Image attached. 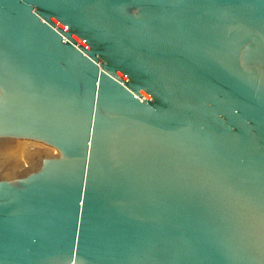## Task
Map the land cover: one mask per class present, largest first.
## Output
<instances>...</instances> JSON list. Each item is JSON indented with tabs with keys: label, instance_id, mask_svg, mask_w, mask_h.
<instances>
[{
	"label": "water",
	"instance_id": "1",
	"mask_svg": "<svg viewBox=\"0 0 264 264\" xmlns=\"http://www.w3.org/2000/svg\"><path fill=\"white\" fill-rule=\"evenodd\" d=\"M0 264H264V0H0Z\"/></svg>",
	"mask_w": 264,
	"mask_h": 264
}]
</instances>
